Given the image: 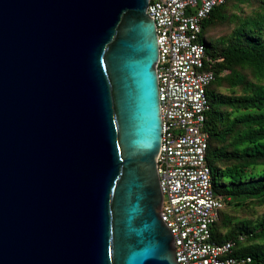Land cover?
<instances>
[{"label":"water","instance_id":"95a60500","mask_svg":"<svg viewBox=\"0 0 264 264\" xmlns=\"http://www.w3.org/2000/svg\"><path fill=\"white\" fill-rule=\"evenodd\" d=\"M148 4L0 0V264H180Z\"/></svg>","mask_w":264,"mask_h":264},{"label":"built area","instance_id":"2783aa9c","mask_svg":"<svg viewBox=\"0 0 264 264\" xmlns=\"http://www.w3.org/2000/svg\"><path fill=\"white\" fill-rule=\"evenodd\" d=\"M226 0H149L155 20L156 64L162 115V144L157 155L163 202L161 217L170 228L180 264H245L232 255L233 241L215 242L213 225L226 199L217 195L207 162L210 107L208 87L215 73L205 68L203 21Z\"/></svg>","mask_w":264,"mask_h":264},{"label":"trees","instance_id":"16d2710c","mask_svg":"<svg viewBox=\"0 0 264 264\" xmlns=\"http://www.w3.org/2000/svg\"><path fill=\"white\" fill-rule=\"evenodd\" d=\"M202 26L205 68L215 73L207 162L216 194L228 198L212 238L233 241L232 255L250 257L245 264H264V0H226ZM218 28L227 31L210 34Z\"/></svg>","mask_w":264,"mask_h":264},{"label":"rangeland","instance_id":"374dc122","mask_svg":"<svg viewBox=\"0 0 264 264\" xmlns=\"http://www.w3.org/2000/svg\"><path fill=\"white\" fill-rule=\"evenodd\" d=\"M230 9H231V6L226 5V6H222L220 11L223 15H226ZM224 31H227V28H225V29H222V28L214 29L213 31L210 32V34H221ZM262 212H264V207L260 208V214H262Z\"/></svg>","mask_w":264,"mask_h":264}]
</instances>
